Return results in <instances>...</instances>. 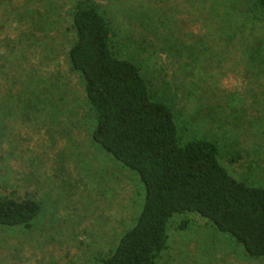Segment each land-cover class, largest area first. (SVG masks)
Listing matches in <instances>:
<instances>
[{
	"label": "rangeland",
	"instance_id": "374dc122",
	"mask_svg": "<svg viewBox=\"0 0 264 264\" xmlns=\"http://www.w3.org/2000/svg\"><path fill=\"white\" fill-rule=\"evenodd\" d=\"M81 1L171 107L181 142L215 139L232 176L264 186V11L252 0H0V196L41 204L31 227H0V264H100L143 203L138 177L92 141L94 115L67 60ZM156 263L264 257L184 213Z\"/></svg>",
	"mask_w": 264,
	"mask_h": 264
},
{
	"label": "trees",
	"instance_id": "16d2710c",
	"mask_svg": "<svg viewBox=\"0 0 264 264\" xmlns=\"http://www.w3.org/2000/svg\"><path fill=\"white\" fill-rule=\"evenodd\" d=\"M252 1L264 11V0ZM70 23L74 41L67 60L82 78L94 115L92 141L144 187L134 224L100 264H157L170 221L184 213L204 218L251 258L264 257V186L232 176L215 139L181 142L173 110L152 97L137 63L114 52L111 26L94 4L77 3ZM40 212L33 197L0 196V227L29 228Z\"/></svg>",
	"mask_w": 264,
	"mask_h": 264
}]
</instances>
